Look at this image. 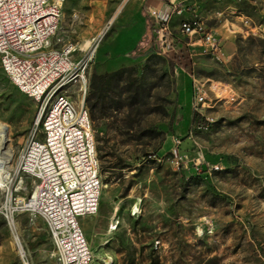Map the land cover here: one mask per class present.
Segmentation results:
<instances>
[{
  "label": "rangeland",
  "instance_id": "rangeland-1",
  "mask_svg": "<svg viewBox=\"0 0 264 264\" xmlns=\"http://www.w3.org/2000/svg\"><path fill=\"white\" fill-rule=\"evenodd\" d=\"M128 1L62 0L54 38L89 52L97 43L86 69L85 106L102 191L98 212L82 220L97 264H264V0H183L180 13L161 0L180 38L170 52L155 46L147 1L138 8L146 30L134 39L125 23ZM194 16L220 36L219 56L179 33ZM179 66L185 88L176 83ZM116 71L118 89L92 109L94 76ZM193 78L216 88L203 109L214 121L190 134ZM128 82L139 92L132 103ZM39 108L0 60V140L15 155ZM174 137L186 156L176 162ZM15 187L29 196L32 180L18 178ZM17 227L23 253L0 211V264H60L41 216L20 213Z\"/></svg>",
  "mask_w": 264,
  "mask_h": 264
},
{
  "label": "built area",
  "instance_id": "built-area-1",
  "mask_svg": "<svg viewBox=\"0 0 264 264\" xmlns=\"http://www.w3.org/2000/svg\"><path fill=\"white\" fill-rule=\"evenodd\" d=\"M162 1L173 2L177 13L183 10V0ZM146 8L155 46L162 52L174 51L170 13L153 5ZM62 17V0H0L1 65L14 84L40 104L36 126L20 152L6 157L0 146V211L21 253L17 217L29 212L45 220L60 264H97L81 224L82 217L98 212L102 191L85 106L86 69L97 43L89 52L76 43L55 40ZM179 33L196 37L204 52L219 56L220 36L200 17L182 21ZM192 82L196 117L190 134L207 130L214 121L203 109L210 107L209 94L216 88L214 83L206 89L196 79ZM226 100L232 101L233 96ZM173 141L171 156L176 162L186 156L180 155L181 140L174 137ZM24 177L32 180L29 196L18 195L15 187Z\"/></svg>",
  "mask_w": 264,
  "mask_h": 264
},
{
  "label": "crops",
  "instance_id": "crops-1",
  "mask_svg": "<svg viewBox=\"0 0 264 264\" xmlns=\"http://www.w3.org/2000/svg\"><path fill=\"white\" fill-rule=\"evenodd\" d=\"M144 1H147V5H153L155 7L162 6L161 0H129L128 1L129 2L128 14L125 23L126 25H129L126 29L130 31V33L132 32L135 34L134 39L138 37L144 30H146L145 17L140 14L138 15L139 13L138 8H140V6L144 4L143 3ZM175 79L179 88H185L187 74L180 66L176 67L175 69ZM84 217L81 218V224Z\"/></svg>",
  "mask_w": 264,
  "mask_h": 264
},
{
  "label": "trees",
  "instance_id": "trees-1",
  "mask_svg": "<svg viewBox=\"0 0 264 264\" xmlns=\"http://www.w3.org/2000/svg\"><path fill=\"white\" fill-rule=\"evenodd\" d=\"M121 75L122 73L120 71H116L112 73L108 72L94 76L93 83H96V89L98 92L96 93V101L94 102V104H91L92 109H95L96 106H98V104L102 101V98H104V96L107 95L110 91H115L118 89V85L121 80ZM93 85L95 86V84H92V86ZM127 93V100H129L130 103H132L138 96V89L134 86L132 82H128Z\"/></svg>",
  "mask_w": 264,
  "mask_h": 264
},
{
  "label": "bare ground",
  "instance_id": "bare-ground-1",
  "mask_svg": "<svg viewBox=\"0 0 264 264\" xmlns=\"http://www.w3.org/2000/svg\"><path fill=\"white\" fill-rule=\"evenodd\" d=\"M111 22H112V20L110 21V23ZM3 143L4 142L2 140H0V146L2 147V152H5L6 157L12 156L14 153L11 150H9L10 147L9 148H6V146Z\"/></svg>",
  "mask_w": 264,
  "mask_h": 264
}]
</instances>
